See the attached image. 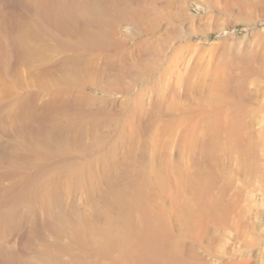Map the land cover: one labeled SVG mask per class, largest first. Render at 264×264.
<instances>
[{
	"label": "rangeland",
	"instance_id": "374dc122",
	"mask_svg": "<svg viewBox=\"0 0 264 264\" xmlns=\"http://www.w3.org/2000/svg\"><path fill=\"white\" fill-rule=\"evenodd\" d=\"M0 264H264V0H0Z\"/></svg>",
	"mask_w": 264,
	"mask_h": 264
},
{
	"label": "bare ground",
	"instance_id": "6f19581e",
	"mask_svg": "<svg viewBox=\"0 0 264 264\" xmlns=\"http://www.w3.org/2000/svg\"><path fill=\"white\" fill-rule=\"evenodd\" d=\"M125 238V237H124ZM126 242V241H125ZM117 246V245H116ZM122 246V245H121ZM129 246V245H128ZM126 250H128V249H126ZM132 253H135V252H132ZM124 254V253H123ZM130 255V254H129ZM134 256H135V254H134ZM128 257V256H127ZM136 258V257H135ZM134 258V259H135ZM137 259V258H136ZM140 259H141V257H140Z\"/></svg>",
	"mask_w": 264,
	"mask_h": 264
}]
</instances>
